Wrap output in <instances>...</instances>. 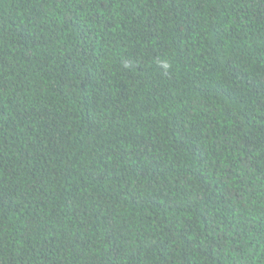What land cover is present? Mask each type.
<instances>
[{
  "label": "trees",
  "instance_id": "16d2710c",
  "mask_svg": "<svg viewBox=\"0 0 264 264\" xmlns=\"http://www.w3.org/2000/svg\"><path fill=\"white\" fill-rule=\"evenodd\" d=\"M0 264H264V0H0Z\"/></svg>",
  "mask_w": 264,
  "mask_h": 264
}]
</instances>
